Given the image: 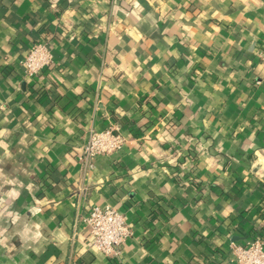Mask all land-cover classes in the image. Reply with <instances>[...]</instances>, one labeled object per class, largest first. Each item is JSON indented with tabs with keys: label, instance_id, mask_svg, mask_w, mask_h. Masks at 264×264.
Instances as JSON below:
<instances>
[{
	"label": "crops",
	"instance_id": "obj_1",
	"mask_svg": "<svg viewBox=\"0 0 264 264\" xmlns=\"http://www.w3.org/2000/svg\"><path fill=\"white\" fill-rule=\"evenodd\" d=\"M262 58L264 0H0V264H234L264 241ZM110 128L127 145L84 171ZM105 205L132 230L114 258L83 225Z\"/></svg>",
	"mask_w": 264,
	"mask_h": 264
},
{
	"label": "built area",
	"instance_id": "obj_2",
	"mask_svg": "<svg viewBox=\"0 0 264 264\" xmlns=\"http://www.w3.org/2000/svg\"><path fill=\"white\" fill-rule=\"evenodd\" d=\"M54 64L51 45L44 41L35 43L22 61L25 75L31 80ZM126 145L127 139L117 128L103 132L91 130L87 140L78 146L77 165L84 171L91 170L98 158L119 153ZM83 225L92 238L93 247L106 258L118 257L119 248L132 236L125 215L110 205L92 207ZM230 249L234 264H264V241L259 238L246 245L232 244Z\"/></svg>",
	"mask_w": 264,
	"mask_h": 264
}]
</instances>
